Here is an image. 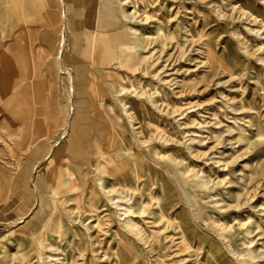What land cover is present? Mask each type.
I'll use <instances>...</instances> for the list:
<instances>
[{
    "label": "rangeland",
    "instance_id": "1",
    "mask_svg": "<svg viewBox=\"0 0 264 264\" xmlns=\"http://www.w3.org/2000/svg\"><path fill=\"white\" fill-rule=\"evenodd\" d=\"M129 1L138 11L131 21L136 33L159 27V37L141 51L147 57L139 65L116 62L111 76L104 71L107 92L89 91L82 104L74 99L82 111L78 129L81 122L96 129L98 117L104 119L102 135L88 150L95 168L83 163L78 174L72 163L69 170L58 171L52 158L40 166L37 162L39 153L46 156L55 142L66 144L69 138L67 123L60 119L64 110L58 106L71 104L67 74L62 73L60 92L55 93L48 59L39 48L47 47L54 35L59 43L64 31L66 44L72 41L61 6L58 0H0V73L8 75L6 92L0 78V264L8 260L7 250L16 254L23 248L31 264L47 260L40 257L36 241H30V233L38 235L42 224L34 187L43 175L51 197L58 182L57 196L80 197L83 207L69 210L75 201L58 202L66 238L74 243L69 246L52 233L49 242L58 251L44 249L41 254H75L74 264H94L84 223H95L100 216V226L91 232L100 253H106L102 264H264V168L252 172L264 161V0ZM88 61L92 63L93 56ZM117 85L126 87L123 96L117 94ZM56 111L62 113L55 123ZM26 113L33 121L29 125L23 120ZM67 114L71 119L72 112ZM30 135L41 152L28 150L27 155L17 147ZM171 158L186 175L176 173ZM19 170L28 178L14 184ZM101 178L105 185L126 190L119 207L103 191ZM205 178L214 183L191 189ZM67 179L75 182L69 191ZM139 200L147 204V212L144 219L138 214L133 218L146 238L124 226ZM226 203L237 206L224 210ZM120 208L128 211L120 215ZM10 211L15 214L6 220ZM225 221L234 225L233 231L220 229ZM179 231L185 244L184 251L176 253L178 240L166 235ZM256 250L261 254L248 259ZM180 257L187 260L180 262Z\"/></svg>",
    "mask_w": 264,
    "mask_h": 264
},
{
    "label": "bare ground",
    "instance_id": "2",
    "mask_svg": "<svg viewBox=\"0 0 264 264\" xmlns=\"http://www.w3.org/2000/svg\"><path fill=\"white\" fill-rule=\"evenodd\" d=\"M128 1L129 0H58L61 6V17H62L63 25L68 24L72 34V41L66 44L67 39L64 31L62 32V38L59 43L57 36L54 35L53 39L51 41H48L47 47L40 45L39 48H41L42 50L40 53H42V55H44V57L48 59L46 64L48 67L47 74L50 77V79L55 83L54 86L55 93L60 92L59 83L61 81L62 73L67 74L65 78L68 81V86L70 88L69 101H71V104L69 105L68 108L65 105H60V103L58 104V106L60 107V110L61 108H63L64 110L63 113L64 117L60 119L62 124L67 123L66 125L68 127L65 128V131L68 132L69 138L66 144H60L58 141L55 142V144H53V146L50 148L46 156H43L41 153H39L41 152L39 146L33 145V142H31L32 139L31 135L28 138H25L24 140L20 141L17 144V147H21V150L27 152V155H28V150L32 151L33 149L40 154L37 159V162L39 163L38 166H40L41 162L52 158L53 159L52 163L57 164L58 171L62 170V168H64L65 170L66 169L69 170L70 163L74 165L76 172L78 174H81L80 166H82L83 163L84 165L89 167L90 170L92 167H94V164L90 162L91 160H89L90 154L88 150L90 146L95 144L94 141L95 138L97 137L100 138V136L102 135L101 127L104 125V119L101 116L98 117L96 121V127H97L96 129L93 128L89 130L82 124V122L80 124L81 128L78 129L77 120L79 118H81L82 120V111L80 105H77L74 99L75 98L78 99L77 101L78 104H82V103H86V101L88 100L87 93H89V91L94 93L95 90L99 88L101 91L107 92L108 88L104 82V76H105L104 71L108 73L107 74L108 76L109 75L111 76L112 72H114V69L112 67L116 62L121 64L122 66H129V67L139 65L141 61L145 60L147 57L146 55L142 54L141 51L150 47V45L158 39L159 31L161 30L159 27L158 28L156 27L153 31H149V32L140 31L139 33H136L135 29L131 26V21H134L138 11L135 9V7L131 6L130 1H129L130 5L126 6V3ZM36 12H37V8H36ZM20 37L21 35H19V38ZM89 55L93 56L92 63L88 61ZM4 68L6 69L7 67L5 66ZM4 72L5 71H3V73H0V78L3 79L4 84H6L8 75L7 72L5 73ZM117 74L119 73L117 72ZM117 88H118L117 94L119 96H123L127 92L125 86L117 85ZM4 90H5V85H4ZM119 100H121V98H119ZM123 106L126 115L129 117L131 121L132 112L129 109L130 107L127 108L126 102L123 104ZM70 111L72 112L71 119H69V114H67V112ZM61 113H62L61 111L55 112L54 114L55 123L57 122V119L59 120ZM23 120L26 123V125H29L30 122L31 123L33 122L30 115L27 113L25 114ZM50 131H51V126L47 131L48 135L51 134L49 133ZM76 149H77V153L72 154V152ZM15 151L19 154L18 149ZM28 159L30 160L29 157ZM170 161L174 163L175 160L174 158L173 159L171 158ZM258 162L259 164H257V166H255V168L252 170L253 173L258 174L264 168V161H262L261 159ZM174 164L176 168L175 171L179 175L181 173L179 164L178 163H174ZM99 166H96V168L97 167L100 168ZM36 170H37V164L34 165L33 170L29 176V180L34 176V174H36ZM182 175H186V173H181V175L179 176ZM26 177L27 174L24 173V171L19 170L14 178L15 180L13 181V183L16 184L17 182H20L23 178L25 179ZM99 180H100L99 183L103 191L105 192L107 197L110 198L112 204L116 207L117 206L119 207L120 204L117 203V201L118 199L123 198L121 192H125L126 190L123 188H120L119 190V188L116 189L115 187L105 185L104 184L105 182L102 178ZM212 183H214V181L211 178H205L203 179V181L202 180L196 181L195 184L191 186V189L193 188L194 190V188L196 189L207 188ZM12 184H11V189L13 186ZM74 185L75 182L72 179H67L64 181L65 189L68 191L71 190ZM186 185H190V184L187 183ZM34 189L38 192L40 198V206L38 211L43 209V212L39 216L40 221H42V224L39 225L38 227L39 233L38 235H34L36 234L37 231L34 233L31 232L30 241L32 242L36 241L37 245H39L38 248H40L39 250L40 257H42V259H44V256L45 258H47L45 264H74L75 254L59 257L60 253H58L57 255L52 254L53 252L52 253L47 252L45 254L44 253L41 254V251L44 249H50L51 251L55 248L58 251L56 244L49 242L50 237H52L51 236L52 233L57 234L58 238H60L61 240L66 239V241H68V243L70 244L69 246L73 245L74 242L66 238L68 228L65 223V219L62 215L63 211L58 205L59 204L58 202L61 200L65 203H68L70 201H75L76 202L75 206L72 207L69 205L68 207L69 210H74L75 207L80 208L82 206V204H80V199H79L80 197L66 198V196L63 197L57 196L60 190L58 186V182L53 187L54 193H52L53 195L51 197L49 194L48 186L44 175L37 177ZM233 195L237 197L238 193L234 192ZM223 200L224 199H222V201ZM218 203L220 202H216V204ZM231 206H237V203L235 204L226 203V205L222 209L225 210ZM120 210H123V212L120 213V215L126 214V212L128 211V209L125 208H120ZM146 210H147V204H145L142 200L141 201L139 200L135 209L131 211V218L127 219L126 217L127 220L124 223L125 227L131 229V231L137 234V236H144V238H146L145 236L146 233H144L142 227L138 226L137 224L138 222L136 223L133 216L138 214L142 216L144 219V214L147 212ZM14 214L15 213L12 211L8 212L6 214V220L11 219L14 216ZM206 217L209 216L207 215ZM20 221L22 222V220ZM15 223H17L16 220ZM153 223H155V221H153ZM240 224L241 223L239 221V225ZM84 225L86 227V230L89 232V237L91 238L92 251L95 253L94 264H102L100 263L101 262L100 260L103 259L106 253H102V252L100 253L99 248L97 247V244L99 242L97 238H95L96 236H93L91 232L94 228L100 226V216L97 217V222L95 223L87 222L84 223ZM220 226H221L220 229L224 231L231 232L234 230V225L227 221L223 222L222 225ZM168 227L169 226L167 225L165 230H167ZM27 236H29V234ZM166 237L169 240L171 239L170 241L172 242H176V240H178V242L175 243L177 246L176 253H181L182 251H184L183 246L185 244V237L181 231L177 232L176 234H167ZM172 237L174 238L172 239ZM13 241L14 240H12V242ZM16 245L19 246V243H16ZM73 248L76 249V245ZM260 254L261 253L256 250V252L253 255L252 253L248 255L249 257L248 259H254ZM5 256L6 258H8L6 264H31V260H32L29 254L26 252V250H24V248L18 250L16 254H13L12 252H9L7 250L5 252ZM186 260L187 259L184 257H180L179 259L180 262ZM196 264L199 263L196 262Z\"/></svg>",
    "mask_w": 264,
    "mask_h": 264
},
{
    "label": "crops",
    "instance_id": "3",
    "mask_svg": "<svg viewBox=\"0 0 264 264\" xmlns=\"http://www.w3.org/2000/svg\"><path fill=\"white\" fill-rule=\"evenodd\" d=\"M4 85H5V90L4 91L6 92L8 90V86H7L8 84H4Z\"/></svg>",
    "mask_w": 264,
    "mask_h": 264
}]
</instances>
